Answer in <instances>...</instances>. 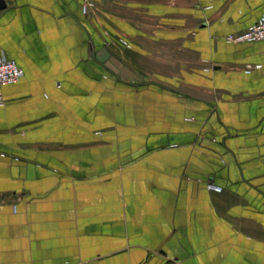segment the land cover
Returning a JSON list of instances; mask_svg holds the SVG:
<instances>
[{"label":"crops","instance_id":"crops-1","mask_svg":"<svg viewBox=\"0 0 264 264\" xmlns=\"http://www.w3.org/2000/svg\"><path fill=\"white\" fill-rule=\"evenodd\" d=\"M0 2V264H264V0Z\"/></svg>","mask_w":264,"mask_h":264},{"label":"built area","instance_id":"built-area-1","mask_svg":"<svg viewBox=\"0 0 264 264\" xmlns=\"http://www.w3.org/2000/svg\"><path fill=\"white\" fill-rule=\"evenodd\" d=\"M93 4L91 0H81V13L87 16ZM228 43H255L264 41V16L260 20L249 27L247 30L237 35H229L225 37ZM23 70L15 63L6 57L3 51L0 50V88L4 85L15 84L23 78ZM4 104V100L0 95V106ZM207 189L216 193L221 192V188L208 184Z\"/></svg>","mask_w":264,"mask_h":264},{"label":"water","instance_id":"water-1","mask_svg":"<svg viewBox=\"0 0 264 264\" xmlns=\"http://www.w3.org/2000/svg\"><path fill=\"white\" fill-rule=\"evenodd\" d=\"M100 53L101 57L109 54L110 57L107 63H105V66L108 67L112 72L118 74L121 78L125 76L129 79H136V77L134 78L133 76V74H135L134 70L125 62L121 61V59L111 50L105 48V50L101 51Z\"/></svg>","mask_w":264,"mask_h":264}]
</instances>
